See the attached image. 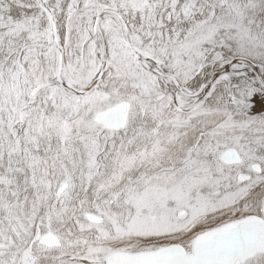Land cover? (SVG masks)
I'll use <instances>...</instances> for the list:
<instances>
[{"label": "snow or ice", "instance_id": "6c2138e0", "mask_svg": "<svg viewBox=\"0 0 264 264\" xmlns=\"http://www.w3.org/2000/svg\"><path fill=\"white\" fill-rule=\"evenodd\" d=\"M0 264H264V0H0Z\"/></svg>", "mask_w": 264, "mask_h": 264}]
</instances>
